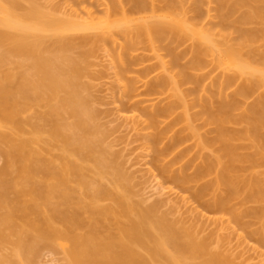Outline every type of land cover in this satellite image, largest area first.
<instances>
[{"label": "bare ground", "instance_id": "6f19581e", "mask_svg": "<svg viewBox=\"0 0 264 264\" xmlns=\"http://www.w3.org/2000/svg\"><path fill=\"white\" fill-rule=\"evenodd\" d=\"M181 1L184 0H160L162 9L160 7L161 11L157 14L154 10L153 0H130L131 11L130 9L125 11L121 6L117 7L118 4H111L110 7H105L104 15H101V18H97V21L92 20L94 23H91V20L87 23L81 21L77 23L49 17L45 12L40 11L41 9L34 7L35 5L20 10L21 6L18 8L19 0L17 2L16 0H0V124L5 125H2L3 127L11 126L12 134L15 132L17 136L22 131L21 124L17 123V115L23 113L28 107L25 105L29 104H25L24 101L31 100L35 104L43 103L47 105L48 123L45 119L47 124L45 133L49 139L48 142L57 143L60 152L59 155L51 156L49 159L41 158L42 156L35 145L41 142L40 135L43 131L34 125L30 137L27 139L17 140L12 135L0 133V140L4 141L6 146L9 145V152L7 151L6 154L10 159L18 161L17 164L22 162L19 166L20 171L17 170L20 176L17 175V177L20 178L22 175L21 179L27 180V184L24 180V185H28V181L36 182L32 177L31 180L26 177L36 178L37 174L39 175L37 185L34 183L35 186L29 189L32 187L31 185H34L31 184L27 190L23 186L21 188L25 191L19 193L16 192L17 188L14 184L11 185L12 188H9L11 182H7L9 185L5 183L7 189L13 190V195L18 197L15 198V201L13 200L15 196L11 198L10 202L8 201L9 204L6 202L5 193L9 189L5 188L3 182L5 192H2L3 188L1 189L2 185H0V210H2L0 211V225L6 224L7 228L13 227V229L17 227L18 234L21 232L24 236L26 231L28 235L30 233V237L36 233L35 236L38 235L44 239L52 237V239L68 240L71 246L68 254L70 260L75 264H152V262H155L153 264H157L156 262H160V264H193L192 262L196 258V261L199 258L198 263L202 258L200 264H224L223 258L221 260V257L207 251L205 240H197L193 234L179 230L175 224L166 220V217L154 218L153 209L143 211L135 209L138 211H133V208L124 201V195H121L122 197L117 195L112 189L102 185L99 180L106 174H108V178L112 177V172L113 178L109 182H112L113 186L111 187L114 189L119 186L118 183L121 179H124L123 174L118 172V167L114 166L117 171L111 169L112 161L108 158L110 156L107 157L108 154L101 147L100 141H97L94 121H91L93 115L87 108L85 97L81 94L79 87L78 79L82 75V69L79 68L81 62L80 59L76 60L77 57H74L70 52L74 48L77 50V46L89 44L88 42L93 44L95 38L91 36L92 40H88L90 37L87 38L86 33L83 32L86 37L80 35L82 37L74 42L70 38L69 32L93 29L94 31H90L96 33V30L97 32L100 30L101 33L102 30L108 31L116 28L124 34V44L127 42L126 49L132 43L135 44L143 40L150 45V49L156 43H165L163 49H166L164 51L170 55L173 68H177L176 63L181 57L173 52V47L170 45L180 46L184 41L190 42L189 60L180 67L178 64V81L173 76L169 79L166 76L165 78L156 77L155 80L152 79L148 82V92L162 90L163 87H168L169 83V87L172 89L175 86L178 88L179 83L180 86L181 83H188L196 87L195 89L193 87L195 92L191 90L192 94H195L198 92L201 86L200 82H202L201 78H203L202 75H197L201 69H204L208 63L213 65L215 70L218 69L220 75H217L216 79L210 80L212 88L215 87L213 90L215 94H212L211 91L210 99L209 95L207 97L208 101L201 100L199 96L202 101V109L197 115L191 116L192 120L187 112L188 105L183 102V96L182 98L177 96L176 101L172 102L173 104L154 109L155 111L148 113V118L151 125H155L157 117L168 116L170 113L172 114L174 107L177 106L178 109L180 107L182 113L178 120L182 124L184 123V131H188L191 138L197 136V138L195 137V146H198L200 152L210 150L212 154L210 151L207 156L199 153L198 157L200 156L201 163L193 166L191 174L184 175L182 172L191 166L188 163L180 168L178 174H171L169 178L181 186L187 185L189 182H198V186L195 183L192 190V197L198 203L200 202L201 207L205 210L214 213L228 211L230 201L238 196L242 197L244 203L257 204L255 208L245 209L240 215L232 213V218L236 222L245 215L261 219L258 231L264 233V171H256L262 164L264 165V0H191L193 15L198 13V16L204 1L214 2L213 5L217 6V9L215 8L217 21L223 30H218L216 33L211 31L216 27L209 30L201 26L202 24L199 26L191 19H187ZM239 9L242 14L231 19L240 12ZM140 13L144 15L132 17V15L136 16ZM249 24L253 28H246L251 26ZM254 24L258 27H254ZM229 31L236 35L233 42L232 39L231 42L230 39L228 40V37L231 36ZM163 63H161L162 67ZM3 68L7 71H1ZM145 69H143L144 75H148L152 70L149 67L148 69L151 70L147 69L145 72ZM173 79L174 81H172ZM234 82L238 84L229 96L224 89L229 85L231 88ZM175 89H173L174 92H176ZM255 92L258 93L251 104L246 106L241 105L242 102L240 104L241 99L248 98ZM216 95L217 97H215ZM239 108H241V113L236 116L233 111H237ZM196 117L202 118L204 126L213 127L210 132H206L213 134L212 136L209 134L211 138H207V134L206 137H203L204 135L196 133V129L191 125ZM172 124L170 122L166 129L158 131L147 139L148 143L150 142L154 147L158 158L167 154L171 148L176 149V145L186 138L177 131V133L173 131L168 143L161 148L157 147L165 137L167 138V135H164L167 131L172 133L173 127L170 129ZM233 125H240V128L234 129ZM45 143L43 142L44 145ZM248 150L252 151L249 153ZM183 151L185 152L182 150L178 153L175 160L180 158ZM86 160L89 161L96 180L93 177L88 179L89 177L84 173L85 167L80 165L81 163L79 164L80 161ZM26 161L29 165L23 167L27 163ZM171 161L173 162L174 159ZM263 165L262 167H264ZM168 172L166 168H160L161 174ZM104 173L106 174L104 175ZM210 175H213L211 179L204 180ZM98 181L99 183H97ZM70 183L79 186L83 197L89 202L87 203V200L82 202L84 205L78 203V209H76L89 214L90 218L86 219L87 222L81 219V216L78 218L79 211L74 212V215L72 213L69 215L70 217L63 212V207L72 201V193H75ZM114 191L116 190L114 189ZM24 194L26 196L23 197ZM206 194H213V199L210 202L202 201ZM27 195L28 198L32 197L31 202L28 200L29 204L24 202ZM102 198L113 200V209L98 205L99 199ZM80 205L81 208H79ZM44 208L50 209V215L46 216L47 218L42 217ZM51 210L57 212V214L54 212L56 217L60 214V223L65 224L66 229L64 225L59 230L51 226L55 222V219L51 218L53 216ZM115 210H117L119 218L124 220H119ZM129 213L132 217L128 216ZM15 214L18 215L19 219H16L21 223L20 232L15 224ZM109 219L112 224H117L116 228L118 227L120 232L118 236H111L110 229L107 231L106 228H100L101 221ZM11 222L15 227L12 224L10 226ZM75 229L83 230L82 234H74ZM104 229L105 231L101 233L100 231ZM30 230L33 232L32 234ZM111 233L113 235V232ZM136 248L146 252L145 255L147 258L149 256L152 261L146 263L148 261L146 256H142L143 254L141 255V252ZM225 264L228 262L226 261Z\"/></svg>", "mask_w": 264, "mask_h": 264}, {"label": "rangeland", "instance_id": "374dc122", "mask_svg": "<svg viewBox=\"0 0 264 264\" xmlns=\"http://www.w3.org/2000/svg\"><path fill=\"white\" fill-rule=\"evenodd\" d=\"M17 1L18 0H16V2ZM153 1H154L153 3L155 4V5L153 4L154 10L156 11L155 13L157 14L161 11L159 10L160 7L162 9V3L160 2V0H153ZM19 3L20 4L17 3L18 8L20 6L22 7L19 8L20 10L23 8L28 9L30 5L31 7L32 5L33 6L35 5L34 7L41 9L40 11H42L43 13L45 12V14L48 15L49 17L58 18L62 20H71L77 23H79L80 21L82 23L83 22L87 23L90 20L97 21L96 20L97 18L99 19L101 18V15H104L105 7L109 5L111 6V4L112 5L118 4L116 6L117 7L121 6V8L124 9L125 11H129L128 9H130L129 7L131 4L130 0H19ZM203 3L204 5L203 4H202L203 6L201 5L200 13L198 16V13L197 14L195 13V15H193L191 0L181 1L182 7L185 9L184 10L186 15L185 17H187V19L189 20L191 19L192 22L196 23L199 26L202 24L201 26L209 30L214 29V27H216L214 30H211L213 31V33L218 32V30L221 31L222 29L220 27L219 21H217L218 18L215 10V8L217 9V6H215V4L213 5L214 2L208 3L204 1ZM240 13L242 14L241 10L239 13L235 15L233 14L234 16L231 19L238 17ZM142 15L144 14L140 13V15L138 14L136 16L134 14V16L132 15V17H138ZM93 21L91 23H94ZM253 26L258 27L255 26V24ZM217 27L220 28L218 29ZM250 27H252V25L246 28H250ZM90 30L94 31L93 29ZM90 30L88 29H86L85 31L81 30L82 32L76 31L77 33L69 32L70 38L74 42H77L78 38L82 37L80 35H83L84 37L85 33L87 35V38L90 37V39L88 38V40H92V37L95 38V40L97 39L96 44H95V40L93 39V44L95 45H93L92 42L91 43L88 42L89 44L87 45L83 44L77 46L76 47L77 50H75L74 48L72 50L73 52L72 51L70 52L71 54H73L74 57H77L76 60L79 61L80 59L81 62L79 68L82 69L83 71L81 70L82 75L78 79V81L80 82L79 87L81 88V94L85 97L84 99L87 103L88 106L87 108H89V110L91 111L90 113H92L91 115H93L91 121H94L93 124L95 125L96 128V129L94 128V131H96L95 133H96L97 141L98 140L100 141L101 147L103 148L104 151H106V154H108L107 157L110 156L108 158L111 159L112 161L111 169L115 170L116 168H114V166L118 167V172L121 175L123 174L122 177L124 179V180L121 179V181L118 183L119 185L118 187L117 186L114 187V189L116 190L114 191L113 187H111L113 186L111 184L112 182H109L110 179L113 178L112 172H111L112 177L110 178H108L107 176L108 174L104 173V175L106 174V176H104L105 178L101 177V179H99L101 180L100 181L101 184L108 189L109 188L112 189L114 193H117V195L120 196L124 195L123 197V199H125L124 201H126V203L133 208V211L135 209H139V211L153 209V211L155 212L153 213L154 218L155 217L159 218V216L166 217V220L175 224V226L179 230L193 234V237H195V239L197 240H205L207 251L209 253L217 255V257H221L220 258L221 260L224 259L223 260L224 264L226 263V261L228 262V264H264V233L258 231L261 226V222H260L261 219L258 220V218H255L254 216L245 215V216H241L239 221L236 222L232 218V213L233 214L238 213L240 215L245 209L247 210V209L255 208L257 204L251 202L244 203L242 202L241 199L242 197L238 196L230 201L228 211L221 213H214L205 210L203 207H201L200 205L201 203L200 202L198 203L192 197L191 194L192 190L196 185L195 183H197L198 186L199 184L198 182L195 183L189 182V184L187 183V185L181 186L173 182L169 178V175L171 174H178L180 172V168L187 165L188 163H190L191 166L188 165L189 168L182 170V172L184 175L191 174L193 170V166L199 165V162L201 161L200 156L198 157V154L202 153L204 155L206 154L207 156V154H209L210 151V150L209 151L206 150L200 152L199 149L197 148L198 146H195L197 136H195L196 138L195 137L191 138L188 134L189 132L186 130L184 131L185 129L184 128L185 125H183L184 123L182 124V122L178 120L179 115L182 113L180 107L179 109L177 106L174 107L175 109H173L172 114L170 113L168 116L164 115L161 116V118L157 117L155 125H151L148 118V113L153 112L159 108H163L167 105H170L172 102L176 101L177 96L181 98L183 96L184 97L183 102L187 103L188 105L187 112L192 120L191 116L197 115L199 112H201L202 109V105H201L202 101H200L199 96L201 97V100L203 99L204 101H208L207 97L210 94V92L212 91V94H215L213 93L215 87L213 86L214 88H212V85L210 84V80H212V78L216 79L215 77L217 75L218 76L220 75L218 69L215 70V68L212 67L213 65H209V63L207 62L208 64L204 67V69L202 68L201 72L197 74L200 76L202 75L203 78L201 79L203 83L200 82L201 86L198 89V92H196L195 94H192L191 90H193V87L194 89L196 87L188 83H184V84L181 83L182 84L181 86L179 83L178 88L175 86L176 89L175 87L172 86L173 89L176 90V92H174V90L171 87H169L170 83L168 87L166 88L163 87L164 89L162 88V90L158 89L155 92L154 91L148 92L147 91L148 82L151 81L152 79L155 80L156 77L162 76L163 78H165L166 76L169 79L170 77L173 76L174 79L178 81L179 79L177 76L178 64L180 67L189 60L190 56L188 57L189 55L188 47L190 42L184 41L182 42V44L180 43L181 44L180 46L170 45V47H173V52L177 53L179 57H181L179 62L176 63L177 68L176 67L173 68L172 67L173 63L170 55H168L167 52L164 51L166 49H163L165 48V43H156V45H153V47L151 46L152 49H150V45L146 43L145 40H143L142 42L141 41L138 43L136 42L135 44L132 43L129 46V48L126 49L125 46L127 42L126 44H124L125 37L120 29L117 30L115 28L114 29L115 31L111 29L108 30L109 32L107 30L104 31L102 30L101 33L100 30L98 32L96 30V33L91 32ZM228 33H230V31ZM230 34L231 36L228 34V36H230L228 37V40L230 39L231 42L232 39L233 42L236 35L232 32ZM162 62H164L163 67L161 66ZM5 67L8 69V66ZM149 67L152 70L148 69ZM143 69H145V72L147 69L149 71L151 70L148 75L145 74L147 75L146 77L144 75ZM8 70H11V68ZM1 71L6 72L7 70L3 68ZM174 79L172 81H174ZM237 84L236 82H234L231 88L229 85L226 89H224L226 94L230 96L232 92L235 90ZM256 93L258 92H255V94L253 93L254 95L253 94L249 95L248 98L241 99L240 104L241 102H242L241 105L243 106L251 104L257 95ZM215 97H217V95ZM209 99H210V95H209ZM24 102L25 104L29 103L25 105L28 107H26L23 113H19L16 118L17 123L19 125L21 124V128L23 132L21 131V133H18L19 135L17 134L16 136L15 132H14L15 135L12 134L11 131H13V129L11 126L3 127L5 125L0 124V133L12 135L14 138L16 137L15 139L17 140L27 139L30 137L32 126L34 125L35 127H39L40 130L43 131L42 134L40 133L41 142L40 143L38 142L37 145H35L36 148L39 150L40 155L42 156L41 158L45 160V158L49 159L51 156L59 155L60 154L58 150L59 147L57 148L58 144L54 143V141L53 143H50V141L48 142L49 139H47L48 137L45 133L47 131L46 130L47 124L45 119H47V123H48V115L46 116L47 105L43 103L35 104L31 100H27ZM240 113H241V108L237 109V111L235 110L233 111V114H235L236 116L239 115ZM170 122L171 124L173 123L172 126L170 127V129L173 127L172 133H170V131H167L164 134L167 135V138L165 137L163 141L161 140L162 142H160V144L157 147L161 148L163 145L167 144L170 137H172V134L176 131L180 133L182 137L185 136L186 138L185 140L183 139L184 140L183 142L178 143L176 145V149L171 148L167 154H165L164 156H160L158 158L157 154L155 153L154 147L150 144V142L148 143L147 139L148 137H151L154 134H156L158 131L162 129H166L169 126ZM191 125L193 126V128L196 129L197 131L196 133L198 135L201 134L204 135L203 137H206L205 135L207 134V138H211L210 135L211 136L213 135L210 133H209L210 135L206 133L207 131L210 132V129L212 130L213 127L209 125L204 126L202 118L199 117L194 118ZM233 127L234 129H237L238 127L240 128V125L238 126L233 125ZM168 135L170 136L168 137ZM42 141L44 143L45 141L46 143L48 142L49 145H47L48 143L47 144L45 143L44 145ZM97 148L99 149V147ZM8 150H9V145L6 146L4 141L0 140V183L2 181V183L0 184L2 185V187L1 186L0 187L2 189L5 183L9 185V183L7 182H11L12 184L10 183L9 185L10 187L9 186L8 187L12 188L11 185L14 184L16 186L15 188L18 189V190L15 189L16 192L19 193L21 191H25L21 187L25 186L24 185L25 183L27 184V180H25L24 178L25 180L24 183V180L21 179L22 175L20 178L17 177V175L20 176V173L17 172V170L20 171L19 166L20 163L22 162L18 163L19 164L18 165L17 164L18 161L13 160L12 158L10 159L8 154H6ZM182 150H185V152L183 151V153H181L180 155V158L175 160L177 158L176 156L178 155V153L182 152ZM251 151L252 150H250V152ZM210 153L212 154L211 151ZM8 158L10 159V161ZM172 159H174L173 162L171 161ZM11 160L15 162L13 163V161L11 162ZM74 160L76 159L74 158ZM27 163L23 167L28 166L29 163L28 164ZM79 164L85 167L86 171L83 172L87 177H89L88 179L92 177L95 178L94 172L92 173L89 161L88 162L87 160L83 162L80 161ZM262 165L260 168H257L258 170L256 171L258 172L264 171V167H262ZM160 168H166V170H168L169 172L167 174H161ZM107 170L110 171V169ZM114 170L113 172H115ZM38 176L39 175L37 174L36 178L33 176H30V178L29 176L26 177L28 180H31L33 178V180L36 181L33 183L32 181H30L31 183L28 181V185L25 186L26 190L28 189L29 185L38 183L37 180ZM212 177L213 175H210L206 177L204 180L211 179ZM97 183H99V181ZM35 184L31 185L32 187H29V189L33 188ZM70 186L72 187V190L74 189L75 193L74 192L72 193L73 196L72 201H69L63 207V212H65L64 214L67 216L71 215L72 213L74 215V212L77 213L79 211L76 210L78 209L77 204L78 203L83 204L82 202H86L87 200L83 197L82 191L80 192V189L78 188L79 186L75 185V183H70ZM5 188L7 189V186ZM3 191L5 192L4 188L2 192ZM5 193L7 196L6 198L7 199L9 198V200L6 199V202L8 201L10 202V199L15 196L13 195V190L10 189ZM83 193L85 194V191H83ZM14 194H16L15 191ZM24 196H26V194H24L23 197ZM15 198L16 199L18 198L17 195L13 198L14 201ZM30 199L32 200V197L28 198L27 195V197L24 198L25 201L23 199L22 200L26 204H29L31 202ZM211 199H213V194H206V196L202 199V201L204 200L206 202H210ZM13 200H11V202H13ZM28 200L30 202H28ZM87 203H89L88 200ZM98 205H100L103 208H111L112 206L114 207L113 200H109L107 198L99 199ZM2 207L3 206L1 205V208ZM81 207L82 206L80 205L79 208ZM117 208L119 211L120 209L118 206ZM49 210L48 208L47 209L44 208V210L42 211L43 218H47L46 216L50 215ZM51 212H52L51 215H53L51 216V218L55 219L54 224L53 225L51 224V226L55 229L57 228L56 230L62 229L63 225L65 228L66 225L60 223L61 221L59 220L60 214L58 213L59 215L58 217H56L57 212L52 210ZM54 212L56 213L55 216H54ZM114 212L116 214L117 210H115ZM18 215L20 214L18 213ZM18 215H16L15 217L16 221L15 220L14 221L16 226H18V231H19L20 230L19 226L21 223L20 220L16 219L18 218L17 217ZM117 215L119 218L120 216L118 212ZM80 216L82 217L81 219L85 221L86 219L89 220L90 218L89 214L82 210L79 211L78 218ZM128 216H131L130 213L128 214ZM83 220L82 222H84ZM119 220L121 221L124 219L119 218ZM114 221H116V219H114ZM101 223H100L101 225H99L100 228H106L107 231H109L108 229H110L111 236H115V235L118 236L120 234L118 227L116 228L117 224L115 223L112 224L111 219L103 220L101 221ZM116 223L118 222L116 221ZM9 224L10 226L12 224L15 227L14 223L11 222ZM0 226H1L0 227V234H1L0 264H30V263L31 264H75L74 261L72 262V260H70L71 258L70 255L68 254L70 253V249H71L68 240L65 241L64 239L63 241L62 239L61 240H58L59 238L52 239L51 237L52 239L51 241V239H49L50 237H45L44 239L42 237L40 238V236L38 235L35 236L36 233L35 235L32 234L33 232L31 230L30 231L32 237H30V233L28 235L26 231L24 236V234H21L20 231H19L20 233L18 234L16 230L17 227L16 229H13V227L7 228L6 224ZM22 226H23V222H22ZM75 227L76 226H74V228ZM104 231L105 229L100 232L102 233ZM71 232H73V230ZM82 232L83 230L75 229L74 234L76 233L82 234ZM111 232H113V235ZM20 234L22 235L21 238H20L21 236ZM33 235L35 238L33 237ZM17 236H19L20 239L17 238ZM139 249L137 250L140 251ZM140 252L141 255L143 254L142 256H144L146 253V252L144 253V251L143 252L140 251ZM148 258L150 259L149 256ZM148 258H147L148 261H146V263L152 261L151 259L149 261ZM196 259L195 261L193 262L190 261V262H192L193 264L195 263L197 264L199 262V258L198 261H196ZM201 261L202 258L200 259V263ZM153 263L155 262H152V264ZM156 263L160 264V262H156Z\"/></svg>", "mask_w": 264, "mask_h": 264}]
</instances>
